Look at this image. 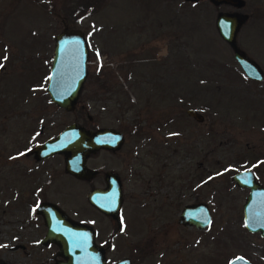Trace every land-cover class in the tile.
I'll return each mask as SVG.
<instances>
[{"label":"rangeland","instance_id":"374dc122","mask_svg":"<svg viewBox=\"0 0 264 264\" xmlns=\"http://www.w3.org/2000/svg\"><path fill=\"white\" fill-rule=\"evenodd\" d=\"M242 1L236 11L245 20L236 45L261 69L260 81L245 77L215 31V13L235 10L226 5L215 7L208 0H0V176L7 166H18L14 154L21 146L69 122L115 127L125 134L118 158L98 153L91 164L135 169L124 174L126 226L116 234L127 240L136 220L150 239L146 262L159 256L174 264H227L226 248L230 257L239 254L251 264H264V238L242 223L247 190L230 180L249 169L264 186V0ZM63 25L84 34L87 67H101V80L92 88L88 81L83 84L71 112L42 97L53 36ZM91 72L88 68V78ZM186 109L199 112L203 121L192 120ZM136 127L140 137L133 132ZM156 142L163 148L148 157ZM51 160L58 187L67 178L59 159ZM156 169H162L160 184L151 182ZM69 184L72 196L61 201L88 211L76 194L79 183ZM4 192L0 189L1 199ZM192 201L208 207L210 222L204 229L176 223L180 207ZM14 208L0 202V239L20 232L22 210ZM100 224L107 228L108 222ZM45 252L28 243L16 253L25 264H35L34 257ZM12 253L6 252L7 260Z\"/></svg>","mask_w":264,"mask_h":264},{"label":"water","instance_id":"95a60500","mask_svg":"<svg viewBox=\"0 0 264 264\" xmlns=\"http://www.w3.org/2000/svg\"><path fill=\"white\" fill-rule=\"evenodd\" d=\"M183 1L195 3L198 0ZM208 2L215 7L226 5L235 9L215 13L213 21L215 31L219 38L231 48L232 57L245 77L260 81L263 75L261 69L236 45V34L245 20V16L236 10L242 7L243 1L208 0ZM87 59L88 45L82 31L63 25L61 31L53 36L52 54L45 86L49 101L55 106L65 111L73 109L85 79ZM185 114L195 122L203 121V116L196 110L186 109ZM121 143L122 137L117 131L108 128L85 129L82 125L73 122L63 127L55 136L37 144L26 154L34 152L36 158H43L62 153L64 170L75 177L87 178L95 171L85 167L86 155L98 149L115 150ZM106 180L108 187L103 191L104 197L100 195L101 199H98L97 192L92 191L88 196V201L104 214L111 215L118 210L120 198L116 196L113 205L107 206V202H110L108 195L112 191H115L117 195V187L108 178ZM230 180L240 188H248L242 204L244 228L264 238V186L255 181L253 173L248 169L234 173ZM178 218V222L183 226H194L197 229L205 228L210 222L209 211L203 203L184 206ZM46 224L48 231L42 242L51 241L58 246L59 254L68 257L63 264H102V249L95 246L93 231L88 225L70 221L56 209L51 210L50 220L46 221ZM238 258L242 257H234L228 264H250L245 259ZM116 264L126 263L119 261Z\"/></svg>","mask_w":264,"mask_h":264},{"label":"flooded vegetation","instance_id":"af4514ba","mask_svg":"<svg viewBox=\"0 0 264 264\" xmlns=\"http://www.w3.org/2000/svg\"><path fill=\"white\" fill-rule=\"evenodd\" d=\"M1 68L3 67H0V69ZM88 68L89 69L92 68V70H94L93 72L94 74L91 72V75L89 76L90 78H88ZM100 69L101 67H86V75L82 83V86L87 81L90 84L88 86L89 88H92V86L95 85V83L97 84L98 81L101 80L97 76L99 75ZM46 83L47 80L43 84L44 96L42 97H44L47 100V103L53 105L54 107H57L55 106V104L49 101V97L45 91ZM31 86L32 85H30L29 87ZM35 87L38 86L35 85ZM24 93L25 92H23L22 98L19 101V103H22ZM57 108L63 110L60 107ZM87 120H90V118L87 117ZM73 122H69L63 125L52 134H48L44 137H40L37 139L32 138L30 144L21 146V149H18V151L20 152L19 155L14 154L16 158H19L17 160L18 166L16 165L7 166L9 169H4L3 176H0V186H1L0 189L1 191H5L4 192L5 198L3 197L2 199L0 198V202L3 201V204L5 206H8L9 209L15 207L14 208L15 211L22 210L19 212V214L21 215V220L18 221L20 232H16L14 235L4 236L3 239H0V264H25L26 262L23 261L22 257L18 255L16 252L23 251L25 247L28 245V243H30V247H34V248L39 247L46 250V252L43 255L34 257L35 264H58V263L63 264L67 261L68 257L67 256L64 257L59 254V248L54 242L51 241L42 242L48 231V226L46 224V221L50 220L51 210L53 211L54 209L58 210V212H60L63 216H66L70 221L82 223L88 225L91 228V230L93 231V242L95 246L100 247L102 249V254H103L102 264H116L119 261H122L126 264H174V261L171 262H167L169 260L161 261L160 260L161 258L158 259L159 256L153 259L152 263H149L148 261L146 262V259L148 260L151 252L149 245L150 239L147 238L148 234H143L142 231H139L140 229H138L136 220L134 219L131 220L133 222V225L130 226L131 233H129L127 240H123L121 236L116 234L118 233V231H121L123 229V226L124 227L126 226V221H125L126 216L125 214L122 213L123 212L122 200L123 197H125L123 193V188H124L123 180H125L124 174L130 176L131 174L134 173L135 169L133 167H130V168H123L119 171H114L109 168H104V166H92L91 159L93 158V155L98 153L104 154L105 156H109L112 158L116 157L117 159L118 152L120 151L121 147L124 145L125 142L124 132L120 131L119 129H116L115 127H102L98 125L94 126L90 121L89 123H85V124L78 123L82 125L85 129H91V130H97L101 128L112 129L114 131L119 132L122 137V143L119 145L117 149L115 150L98 149L86 155L84 160L85 167L87 169L95 171L92 176H89L87 178L86 177L78 178L66 172L64 170V155L62 153L52 154L43 158H36L37 156L34 152L26 154L29 151H31L37 144L44 142L49 137L55 136L59 131L62 130L63 127ZM40 125L41 127L39 128L38 133L41 134L43 129V124ZM132 129L133 132H135V134L140 137L141 133H139L137 127ZM148 136L149 135L145 133L144 140H149ZM154 147L155 149H152L151 152H148L150 153L148 157L152 156V152H156L158 149H162L163 144L161 145L160 143L156 142L154 144ZM159 156L162 159V155L159 154ZM22 157L25 158V160L22 159ZM54 157H57L59 159L60 161L59 164L61 165L59 168L62 167V171H63L62 175H65L67 178L66 183L64 181H61V183L57 185L58 187H56L54 182L55 173L53 168L54 167L53 161L51 160ZM129 158L133 159V157L131 156ZM21 163H25L26 165L24 166ZM162 166L163 164L161 163V167ZM154 172H156V175H152L151 179L153 180L151 182L153 184L155 182L160 184L163 179L162 169H156ZM106 178H108L109 181L111 183H114V186L117 187V191H116L117 195L115 194V191H112V193L108 195V199L110 202H107V206L113 205V200L115 199L116 196H119L120 198L118 210L116 211L115 214H111V215L104 214L88 201V196L92 191L97 192L98 199L99 198L101 199V196H103V191H105L108 187ZM92 180L94 181L96 180L97 181L96 184H88L91 183ZM255 181L258 182L256 179ZM69 182L79 183L78 184L79 191L78 193L76 192L74 193L82 196L83 206L85 204L87 206L86 209H88V211L87 210L82 211L84 210V208H80V207L79 208L66 207L64 205V202L61 201L65 197L72 196V191H70L71 187ZM67 189H69L70 191L69 193ZM245 189L248 192V188ZM99 201L101 202V200ZM196 203H200V202L192 201L190 203L182 205L178 212V217L184 206L196 204ZM203 204L206 205V203L204 202ZM70 209L71 211L73 210L72 213L73 215L70 213L71 212ZM80 211L82 212L80 213ZM154 211H156L159 214L162 210L156 208ZM1 212H3V209H1ZM128 215H133V214H128ZM102 220L108 222L107 228L103 226L104 224H100V221ZM178 220L179 218H177L176 223L182 225L178 222ZM22 227L23 229H21ZM49 249H51L50 253L48 252ZM8 250L13 252L9 260H7V255H6V252ZM225 254H226L225 257L228 258V263L232 258L237 256L245 259L244 256H240L239 254L230 257L229 251L226 248H225Z\"/></svg>","mask_w":264,"mask_h":264},{"label":"trees","instance_id":"16d2710c","mask_svg":"<svg viewBox=\"0 0 264 264\" xmlns=\"http://www.w3.org/2000/svg\"><path fill=\"white\" fill-rule=\"evenodd\" d=\"M86 8H87L86 10H88V9L90 8V5H87ZM25 91H26V90H25Z\"/></svg>","mask_w":264,"mask_h":264},{"label":"snow or ice","instance_id":"6c2138e0","mask_svg":"<svg viewBox=\"0 0 264 264\" xmlns=\"http://www.w3.org/2000/svg\"><path fill=\"white\" fill-rule=\"evenodd\" d=\"M0 66H2V65H0ZM238 259H242V258H238Z\"/></svg>","mask_w":264,"mask_h":264}]
</instances>
